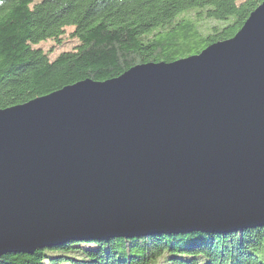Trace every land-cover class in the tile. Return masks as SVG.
Masks as SVG:
<instances>
[{
  "label": "water",
  "instance_id": "95a60500",
  "mask_svg": "<svg viewBox=\"0 0 264 264\" xmlns=\"http://www.w3.org/2000/svg\"><path fill=\"white\" fill-rule=\"evenodd\" d=\"M264 225V0L230 38L0 109V256Z\"/></svg>",
  "mask_w": 264,
  "mask_h": 264
},
{
  "label": "trees",
  "instance_id": "16d2710c",
  "mask_svg": "<svg viewBox=\"0 0 264 264\" xmlns=\"http://www.w3.org/2000/svg\"><path fill=\"white\" fill-rule=\"evenodd\" d=\"M238 1L0 0V109L84 79L105 81L138 64L197 54L232 37L263 0ZM210 19L225 23L205 31L209 27L199 24ZM68 27L78 41L73 50L50 60L34 48L60 42ZM0 264H264V225L228 233L75 239L1 255Z\"/></svg>",
  "mask_w": 264,
  "mask_h": 264
},
{
  "label": "rangeland",
  "instance_id": "374dc122",
  "mask_svg": "<svg viewBox=\"0 0 264 264\" xmlns=\"http://www.w3.org/2000/svg\"><path fill=\"white\" fill-rule=\"evenodd\" d=\"M243 1H245V0H239L238 4H240ZM185 19L191 20V16L190 15H186ZM224 23L225 22H223V21L210 19L209 23H208V20H207L206 23H200V24L198 23V24L201 25V28H204V27L208 26L209 29L205 30V31H210V28L213 25L221 26ZM73 31H74L73 27L65 28L64 34L62 35L60 42H57V41L52 40V39L51 40H46V41L40 42L37 45H34V48H40L44 53H46L48 55L50 60H53L60 53L65 52V51L73 50L75 48V46L78 44L77 39H75V38H73L71 36Z\"/></svg>",
  "mask_w": 264,
  "mask_h": 264
}]
</instances>
